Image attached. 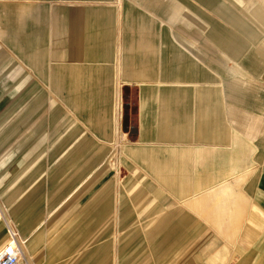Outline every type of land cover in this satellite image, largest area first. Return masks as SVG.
Here are the masks:
<instances>
[{
	"label": "crops",
	"instance_id": "crops-1",
	"mask_svg": "<svg viewBox=\"0 0 264 264\" xmlns=\"http://www.w3.org/2000/svg\"><path fill=\"white\" fill-rule=\"evenodd\" d=\"M190 1L0 0V157L5 155L0 249L7 241V219L26 239L29 263L42 264L39 242L52 234L46 223L92 185L93 161H78V154L99 151L115 137L117 84L127 80L141 84H136L134 143L125 144L124 152L150 169L151 192L139 202L133 199L138 202L133 206L121 200V215L141 207L161 218L176 205L155 187L154 178L163 179L157 183L190 207L162 231L166 240L156 243L162 244L156 264H264V84L239 71L222 69L217 77L200 68L205 67L206 40L219 41L236 55L249 42H260L264 0H237L251 16L231 6L232 11H220L224 0H195L198 10L200 4L216 8L217 17L175 16ZM223 23L237 30L216 26ZM179 24H212L217 36L186 33ZM262 55L247 53L246 64L258 76L264 72ZM94 137L103 138L96 148ZM113 148L103 150L106 157L115 153ZM132 176L122 181L128 190ZM113 180L104 181L96 198L89 187L85 202L90 204L77 210L84 218L65 227V233L71 230L63 239L65 248L75 233L76 248L87 244L94 220L110 216L108 197L100 198ZM202 216L213 224H193L191 217ZM201 232L235 242L220 244L212 236L186 253L188 234ZM173 234L178 235L170 241ZM99 241L74 264H104L113 247L106 233Z\"/></svg>",
	"mask_w": 264,
	"mask_h": 264
},
{
	"label": "rangeland",
	"instance_id": "rangeland-1",
	"mask_svg": "<svg viewBox=\"0 0 264 264\" xmlns=\"http://www.w3.org/2000/svg\"><path fill=\"white\" fill-rule=\"evenodd\" d=\"M255 4H259L260 2H254ZM245 5V3H244ZM197 1H190V6H186V10L182 12L181 8H177V12H175V16H182V13H185L188 16V13L190 14V18L201 16V17H208V16H219L217 15L216 8L213 9L209 5H203L200 4V10L197 9ZM213 6V5H212ZM229 6L233 7V12H237L240 14H249L251 13L249 9L246 8H239L240 6L237 4V0H224L221 3V9L229 8ZM237 7V9L235 8ZM196 7V8H195ZM176 9V8H175ZM237 10V11H236ZM232 11V10H231ZM249 16H251L249 14ZM252 18V17H251ZM224 18L221 17L219 20L224 22ZM245 20V19H244ZM252 20V19H249ZM264 20V19H263ZM227 26L230 29L237 30V27L234 24H220L216 26ZM215 25L212 24H205V25H195V24H189V25H181L179 24L177 27L178 29H181L183 32H204L206 34V37L209 38V36H217L215 33H212L213 27ZM264 27H262L263 29ZM263 33L260 37V42H249L246 49H243V51L240 52L239 55L231 53V50L226 49L219 41H209L206 40L204 42L207 56L205 57V67H201L203 70L206 71L207 74H211L213 76L221 77L220 70L226 69L230 70L232 72L239 71L240 73L245 74L250 80H252L255 84H264V72L261 71L260 75L254 74L249 66L246 64L248 60L247 53H256L259 52L260 54H263L262 56H259L264 61V29L262 30ZM210 34V35H209ZM242 36V35H241ZM176 43V42H175ZM178 43H185L183 41H179ZM214 44L216 45V48L214 47ZM257 44H260L262 46H257ZM252 45V46H251ZM180 48V45H178ZM220 47V48H219ZM263 47V48H262ZM219 48V49H218ZM197 60V59H196ZM183 69V67H182ZM188 69V67H186ZM264 70V66L263 69ZM145 82V81H144ZM141 84L139 81H119L117 84V93L115 94V103H116V126H117V133H115V137L113 140L109 143H107L106 146L100 147L99 151L88 153V154H78L79 158L78 161H93V172H94V178L91 184L93 185V198L97 197L96 194L99 193L101 190L102 184L105 180H113L112 186L104 193L103 196L100 198H107L109 201V213L110 216L107 218V220L103 221V218L97 217L96 220L93 222V228L94 233L92 236V239L88 241L87 244H83L81 248H76L79 243H77L78 235L75 233L74 236V242L71 243V245L67 248H65V245H63V239H66L67 236L71 235V230L67 234L65 233V227L68 225V223L76 218L82 220L85 216V214L80 213V211H77L78 209H84L87 207L88 204H90V201L87 203L86 193L89 194V187L92 185H87L84 189H82L78 195H76L72 200L68 201L65 206L62 208L60 214L61 216H56V218L52 219L51 221H48L46 224V230L51 231V235L49 238L41 240L39 242V245L43 246V249H41V255H40V263L42 264H74L75 262H79L82 260L83 256L85 255V252L87 250L86 247L89 246H95L97 243H99V237L103 233H106L107 240L111 243V249L110 256L106 257L103 261L104 264L108 261L112 262V264H150V261L154 264H156V253L157 251H161L162 244L160 243L157 245L156 243L158 241H165L166 239H163L164 235L166 234L164 231L167 227V225H171L173 223H176L180 218H182V215L185 210L190 208L185 202H182L181 200L177 199V195H175L171 189H168L164 184L160 185L157 183L164 181L163 179H153V182L156 184V188L162 189L164 193H166L168 196L173 197L177 203L172 208H167L165 215L160 218L158 215H154V213H150V211L144 209V208H133L131 211L126 212L121 215V200L125 199L127 200L129 206L135 205V203L139 202L144 196L150 194V185L147 184L148 177L150 176V169L143 167L140 160H136L132 157H129L124 152V145L134 143V134L136 132V122H135V98L137 95L138 85ZM171 84V83H169ZM207 84V83H206ZM160 85V84H159ZM163 85V84H162ZM4 107V104L0 106V111ZM133 116V117H132ZM131 132L128 133L126 138L123 137L124 132ZM94 144L95 146L93 148H96L98 144H101L103 142V138H97L94 137ZM2 143L5 142V139L2 138ZM105 143V142H104ZM4 146H0V149ZM110 147L115 148V153L108 155L107 157L105 154L108 153V151H103L105 149H110ZM113 148V149H114ZM68 154H64L62 159H65ZM88 157H87V156ZM87 157V158H86ZM110 157V159H109ZM104 160V164H100L101 161ZM106 160L107 165H106ZM5 161V155L0 157V165H4ZM111 163L114 164L113 167L111 166ZM106 165V166H105ZM104 168V169H103ZM109 171L108 177L102 179L103 174L105 172ZM5 172V168L0 166V175ZM126 175H133L132 177L134 180V185L129 190L122 184V181L125 179ZM146 175V179H142V177ZM99 182L98 184H96ZM67 185L63 184L62 189L66 188ZM138 197L136 201L133 202V199ZM102 201V200H101ZM101 201L99 203H101ZM171 201V200H170ZM85 202V203H84ZM126 202V204H127ZM137 202V203H138ZM83 203V204H82ZM98 203V204H99ZM48 202L46 203V205ZM82 204V205H81ZM97 204V205H98ZM96 205V207H97ZM127 206V205H126ZM48 207V206H47ZM95 206H90L89 210H94ZM80 214V215H79ZM82 214V215H81ZM144 215V216H143ZM79 216V217H78ZM191 220H194L193 224H199L200 220L202 225H206V228L213 224L208 220L207 217L202 216L201 218L198 217H191ZM199 220V222H198ZM191 221V222H192ZM79 223V221L77 222ZM75 223L72 227V231L76 230V225H79ZM191 224V223H190ZM55 225V226H54ZM174 237L170 239V241H174L176 235L173 234ZM187 235V234H186ZM189 237L185 238V241L189 239V245L187 247V252H194L197 250V248L202 245L204 242H207L210 237L216 236L217 242L220 244L223 243H233L235 242L234 239H227L224 237L223 234L220 233H210V232H201V233H190L188 234ZM243 235V234H242ZM181 239V238H179ZM71 246H73L71 248ZM165 246V245H163ZM158 247V249H156ZM202 249V248H201ZM200 249V250H201ZM157 250V251H156ZM205 251L204 249H202ZM208 251V249H206ZM121 252V253H120ZM156 252V253H155ZM212 252V251H210ZM201 254H204V252H201ZM177 260L174 261V264L177 263ZM26 264V260L23 262ZM152 263V264H153ZM163 262H160V260L157 262V264H162Z\"/></svg>",
	"mask_w": 264,
	"mask_h": 264
},
{
	"label": "built area",
	"instance_id": "built-area-1",
	"mask_svg": "<svg viewBox=\"0 0 264 264\" xmlns=\"http://www.w3.org/2000/svg\"><path fill=\"white\" fill-rule=\"evenodd\" d=\"M4 206L0 202V213L4 212ZM3 217L0 214V221ZM7 225V241L0 249V264H21L24 251L22 245L26 239L20 236L18 230L12 226L6 219Z\"/></svg>",
	"mask_w": 264,
	"mask_h": 264
},
{
	"label": "bare ground",
	"instance_id": "bare-ground-1",
	"mask_svg": "<svg viewBox=\"0 0 264 264\" xmlns=\"http://www.w3.org/2000/svg\"><path fill=\"white\" fill-rule=\"evenodd\" d=\"M22 248H23V251H24V257H23V260L22 261H25L26 260V264H30L29 263V258H28L27 254H26L25 249H24V244L22 245Z\"/></svg>",
	"mask_w": 264,
	"mask_h": 264
}]
</instances>
